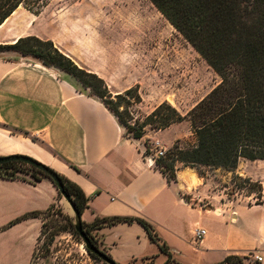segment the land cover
<instances>
[{
  "label": "crops",
  "instance_id": "1",
  "mask_svg": "<svg viewBox=\"0 0 264 264\" xmlns=\"http://www.w3.org/2000/svg\"><path fill=\"white\" fill-rule=\"evenodd\" d=\"M36 23L11 42L26 35L50 40L77 67L100 76L81 63L84 23L59 21L55 31L47 32L38 30ZM64 28L73 29L77 48L64 44ZM181 124L132 139L102 103L63 70L31 56L0 59V156L22 153L75 184L88 198L80 215L85 224L127 217L152 227L155 241L135 221L94 226L91 232L99 249L115 263L224 264L231 255L256 254L261 261L250 264H264V203L216 205L206 200L208 178L195 168L179 166L175 180L168 181L154 163L147 162L145 142L157 141L167 149L181 138ZM262 166L263 160L241 159L234 172L261 181L264 189ZM56 195L47 178H0V264H31L41 218L10 222L45 211ZM195 229L204 230L200 240L194 237Z\"/></svg>",
  "mask_w": 264,
  "mask_h": 264
},
{
  "label": "rangeland",
  "instance_id": "2",
  "mask_svg": "<svg viewBox=\"0 0 264 264\" xmlns=\"http://www.w3.org/2000/svg\"><path fill=\"white\" fill-rule=\"evenodd\" d=\"M35 16H39V19ZM73 20L84 23L82 26L85 27L81 29L80 48L85 51V59L81 63L101 73L98 77L104 81L111 99L115 101L116 94H122L131 87L137 88L140 103L125 109L124 101L117 102L122 116L126 117L128 112L127 118H132L130 123L135 119L141 121L163 102L184 115L220 82L219 76L201 55L149 0H24L2 22L0 44H12L15 36L25 35V28L29 31L32 22H37L38 30L47 32L55 31L59 21ZM63 31L66 37L64 44L70 43L72 49L77 48L79 45L74 43L77 36L73 34V29L68 31L64 28ZM84 32L85 37L82 36ZM19 56L17 51L0 49V59L15 60ZM89 83L96 84L92 81ZM77 84L84 92L91 94L89 89ZM157 131L146 126L144 135L152 136ZM179 132L182 135L177 139L179 147L188 148L194 144L188 122L182 121ZM150 143L145 142L143 152L147 149L148 153ZM172 145L165 149V153ZM179 166L181 164L177 163L176 167ZM12 169L16 170L12 177L23 179L30 176L49 180L44 172L28 164H15ZM215 170L200 168L204 177L208 178L207 201L228 208L236 205L250 207L257 198L264 203L261 181L234 172L242 179L249 178L250 184H260L261 192L258 193L256 187L233 179L230 172ZM259 171L264 180V167ZM9 172L0 169V176L10 177ZM56 192L51 211L41 215L40 235L31 264H104L87 253L74 230L76 219L73 210L57 189ZM87 236L96 246L92 232L87 231ZM233 256L237 257L224 264H236L235 258H239L241 264L253 262L246 254Z\"/></svg>",
  "mask_w": 264,
  "mask_h": 264
},
{
  "label": "trees",
  "instance_id": "3",
  "mask_svg": "<svg viewBox=\"0 0 264 264\" xmlns=\"http://www.w3.org/2000/svg\"><path fill=\"white\" fill-rule=\"evenodd\" d=\"M23 1L0 0V25ZM149 1L220 78V82L184 115L163 102L155 106L141 121L135 119L130 123L132 118H127L128 112L126 117L122 116L118 111L117 102L124 101L125 109L140 103L136 87L116 94L113 101L101 78L77 67L50 40L25 36L16 39L12 44H0V49H10L22 56L34 57L45 66L56 67L71 75L83 88L91 91L90 95L102 103L124 129V134L132 139H140L146 126L163 130L174 123L188 122L195 139L194 144L181 148L178 146L179 140H176L164 157L154 161L168 181L175 180L178 163L183 167L195 168L201 177H204L200 171L201 167L210 171L223 169L230 172L233 179L256 187L260 193V184H250L249 178L242 179L234 171L241 159L264 161V0ZM90 81L96 84L92 85ZM15 164L26 163L7 161L0 164V169L9 170L11 174L10 177L0 178L15 179L16 177H12L16 171L12 169ZM57 175L64 181V191L80 216L88 198L75 184ZM262 203L257 198L254 204ZM49 211L51 206L45 211L26 213L15 218L10 224L29 217L41 218L42 214ZM131 221L140 224L150 240L157 239L152 227L139 218H103L91 224L80 220V225L87 236V231L91 232L98 224ZM90 243L104 254L111 264H117L99 249L97 242L96 246L91 241ZM159 249L163 251V245H160ZM87 253L100 260L88 250ZM232 257L237 256L226 257L224 263ZM235 259L236 264H241L239 258Z\"/></svg>",
  "mask_w": 264,
  "mask_h": 264
},
{
  "label": "water",
  "instance_id": "4",
  "mask_svg": "<svg viewBox=\"0 0 264 264\" xmlns=\"http://www.w3.org/2000/svg\"><path fill=\"white\" fill-rule=\"evenodd\" d=\"M7 161H20V162H24L42 172H44L46 174V176L49 178V180L52 182V184L55 186V188L57 189V191L61 194V196L68 202V204L70 205L71 209L73 210L75 219H76V225L74 226V230L78 233V235L80 236L85 248L95 254L102 262H104L105 264H111L108 259H106L105 255L102 254L101 252H99L89 241L88 237L86 236V234L84 233V231L81 228L80 225V216L78 215V213L74 210L72 203L70 201V197L69 195L64 191V186L63 183L60 179V177L57 175V173H55L54 171H52L50 168H48L47 166H45L44 164L36 161L35 159L26 156V155H22V154H12V155H8V156H0V164L7 162Z\"/></svg>",
  "mask_w": 264,
  "mask_h": 264
},
{
  "label": "built area",
  "instance_id": "5",
  "mask_svg": "<svg viewBox=\"0 0 264 264\" xmlns=\"http://www.w3.org/2000/svg\"><path fill=\"white\" fill-rule=\"evenodd\" d=\"M148 163H154V161L158 158H162L165 155V149L161 147L157 141H153L150 143L148 148V153L144 154ZM204 235V230L195 229L194 237L196 240H200ZM247 257L252 258L254 262L259 263L261 261V257L256 254H248Z\"/></svg>",
  "mask_w": 264,
  "mask_h": 264
},
{
  "label": "flooded vegetation",
  "instance_id": "6",
  "mask_svg": "<svg viewBox=\"0 0 264 264\" xmlns=\"http://www.w3.org/2000/svg\"><path fill=\"white\" fill-rule=\"evenodd\" d=\"M62 181V183L64 184V181L63 180H61Z\"/></svg>",
  "mask_w": 264,
  "mask_h": 264
},
{
  "label": "bare ground",
  "instance_id": "7",
  "mask_svg": "<svg viewBox=\"0 0 264 264\" xmlns=\"http://www.w3.org/2000/svg\"><path fill=\"white\" fill-rule=\"evenodd\" d=\"M20 154H22V153H20Z\"/></svg>",
  "mask_w": 264,
  "mask_h": 264
}]
</instances>
